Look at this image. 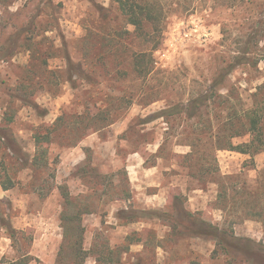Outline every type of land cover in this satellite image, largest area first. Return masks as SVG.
Returning a JSON list of instances; mask_svg holds the SVG:
<instances>
[{
    "label": "rangeland",
    "instance_id": "374dc122",
    "mask_svg": "<svg viewBox=\"0 0 264 264\" xmlns=\"http://www.w3.org/2000/svg\"><path fill=\"white\" fill-rule=\"evenodd\" d=\"M158 1L166 27L146 84L157 101L144 106L129 102L142 89L132 74L141 45L120 39L135 28L112 0H0V264H255L156 215H172L176 198L220 229L233 227L264 259V152L251 157L205 142L187 160L192 150L183 137L201 134L195 121H140L205 92L236 62L226 80L236 90L230 105L250 107L256 93L264 105V0ZM32 51L54 57L42 64ZM68 54L86 71L76 88ZM24 93L32 105L20 101ZM122 97L129 103L122 106ZM100 109L126 115L106 126ZM59 118L51 142L37 141ZM96 126L102 129L94 132ZM214 158L231 178L227 198L219 197L213 175H202ZM2 182L14 186L5 190ZM65 191L74 200L68 210ZM65 215H81V222L69 225ZM79 227L81 254L65 237Z\"/></svg>",
    "mask_w": 264,
    "mask_h": 264
},
{
    "label": "trees",
    "instance_id": "16d2710c",
    "mask_svg": "<svg viewBox=\"0 0 264 264\" xmlns=\"http://www.w3.org/2000/svg\"><path fill=\"white\" fill-rule=\"evenodd\" d=\"M118 6V11L124 18L125 22L129 26H133L135 30L131 32L128 29H125L126 38L120 37L121 40H128L127 36L135 37L140 42V50H137L132 55V74L135 79L138 80L142 89L136 93V102H133L131 99L130 104H139L144 106H150L157 101V93L150 92V89L146 86L149 80L154 75L156 70V59L155 52L162 47V39L166 27V10L165 8L157 2V0H112ZM21 33H18V37ZM124 42H121L123 47H128ZM143 47V48H142ZM36 50V49H35ZM9 54H12L10 52ZM53 56L50 54L47 57L44 55L32 51L33 61L40 62L42 64L48 63V58ZM238 59V58H237ZM236 59V60H237ZM242 59V58H240ZM238 59L237 61H240ZM67 68L69 73V81L72 82L74 87L77 86V80L86 78V71L84 70V64L82 61H76L72 56L68 54ZM240 62H236L228 68L224 69L220 75L214 80V82L207 88L205 92H200L194 97L189 98L183 103H178L173 106H170L166 109H163L155 114L150 115L148 118L141 119L142 124L147 125L156 121L157 119H166L169 121L173 117H183L184 121H195L198 129L201 130V134L192 135L183 137V145L189 146L192 150L191 154L186 155L184 158L187 160H192L198 153V148L208 142L214 146L216 151H230L236 152L243 155H250L255 157L264 152V105L258 101L259 94H253L255 101L250 107H245L242 105L239 110H236L230 105L233 98H235L236 90L234 87L228 88L226 84L227 77L232 74V72L239 66ZM121 73V75H126ZM264 85L259 87V90L262 91ZM225 90L226 94L222 91ZM102 95V93H101ZM134 95V94H131ZM110 95L106 96L109 98ZM19 99L22 103L32 105L29 102V96L24 93L22 96H19ZM122 106L129 103L127 98L122 97ZM106 102V101H104ZM127 107V105H126ZM124 109V108H123ZM102 111V109H100ZM110 110H105L100 112L101 114L100 122L107 125H112L118 119L124 118L126 113L125 110H117L114 115L109 112ZM214 112V120L212 118L204 121L207 115H210ZM105 115V116H102ZM55 122L52 126L48 127V133L45 135L39 134L36 136L37 141L44 143H49L52 140V134L54 131L58 130L60 120ZM14 119L7 118V122L12 123ZM105 127V126H104ZM102 128L96 126L94 132L100 131ZM134 128L129 130V133H133ZM249 136L251 137L249 142L236 145L234 140L237 138H243ZM126 137V136H125ZM144 137V136H143ZM83 139V138H81ZM71 142L70 146H77L79 143ZM126 139H131L127 137ZM155 140L150 142L146 141L144 143L151 144ZM169 139L167 138L160 147V152L168 144ZM41 154L45 155L46 150H41ZM44 158V157H43ZM214 168L206 169L207 165H204L203 176L213 175L214 179L219 183L220 191L219 197L227 198L228 188L226 187L227 180L231 179L229 176H223L216 158L213 159ZM3 187L5 190H10L13 188V183L10 182L6 184L4 182ZM65 199L66 209L72 206L74 200L70 194L65 191L63 192ZM226 202V201H225ZM174 213L171 214H156L161 219H168L170 222L175 223V228H181L184 231L194 237L201 238H210L215 239L219 242L228 251H233L243 256L249 257V259H254L255 264H263L264 259L262 258L260 252H256L254 246L250 240H244L235 235L233 227L230 229H220L213 223L207 221L205 218L196 216L195 214L189 212L185 208L184 202L176 198L173 204ZM68 213V211H67ZM124 211H121V217H124ZM251 217L260 218L255 214H251ZM63 220L69 222V225L74 223V220H79L81 222V215H76L70 217L65 215ZM80 229V227H79ZM83 233L84 229L73 236L67 230L65 232L66 241L69 245H72L76 248V251L82 253L83 245ZM132 239V237H130ZM138 241H141V238H138Z\"/></svg>",
    "mask_w": 264,
    "mask_h": 264
}]
</instances>
